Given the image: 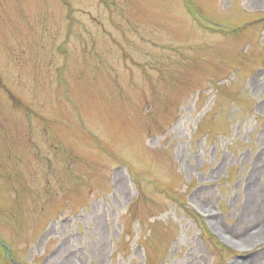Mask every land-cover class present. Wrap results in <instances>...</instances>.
Returning a JSON list of instances; mask_svg holds the SVG:
<instances>
[{
  "label": "rangeland",
  "instance_id": "rangeland-1",
  "mask_svg": "<svg viewBox=\"0 0 264 264\" xmlns=\"http://www.w3.org/2000/svg\"><path fill=\"white\" fill-rule=\"evenodd\" d=\"M0 264H264V0H0Z\"/></svg>",
  "mask_w": 264,
  "mask_h": 264
},
{
  "label": "water",
  "instance_id": "water-1",
  "mask_svg": "<svg viewBox=\"0 0 264 264\" xmlns=\"http://www.w3.org/2000/svg\"><path fill=\"white\" fill-rule=\"evenodd\" d=\"M16 264V263H15Z\"/></svg>",
  "mask_w": 264,
  "mask_h": 264
}]
</instances>
